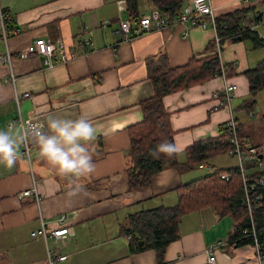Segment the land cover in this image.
I'll use <instances>...</instances> for the list:
<instances>
[{"label": "crops", "instance_id": "0c3cea01", "mask_svg": "<svg viewBox=\"0 0 264 264\" xmlns=\"http://www.w3.org/2000/svg\"><path fill=\"white\" fill-rule=\"evenodd\" d=\"M240 1L213 3L220 14ZM150 3L154 7L152 0ZM0 5L19 29H12L6 39L0 38V54L7 49L11 53L10 64L0 60V129H7L9 121L21 115L40 119L45 132L50 116L72 120L83 116L96 130L95 139L86 145L95 172L79 181L59 176L39 157L34 143L31 158L23 154L20 145L15 166L9 169L0 165V264H51L49 251L66 255L52 264H157L154 249H130L121 226L132 212L174 204L170 195L186 182L183 174L189 170L168 166L153 176L150 185L130 189L125 156L127 127L143 118L140 102L154 92L146 58L165 49L171 65L176 66L187 62L192 54H211L215 50L207 46L214 40L213 29L176 25L125 39L116 31L119 13L125 12L116 0H0ZM185 28L187 34L183 33ZM38 37L63 40L78 54L52 67L45 64L42 54L22 57L21 51ZM81 41H87L86 45L81 46ZM256 46L241 39L223 41L222 60L237 71L229 77L238 88L232 104L236 98L239 102L249 95L244 71L260 59L257 52L264 54V49L252 51ZM224 83L225 79L216 75L165 95L174 142L183 153L194 141L218 135L229 118V110L217 105L213 96ZM236 117L242 130L243 122L238 114ZM13 128L22 133L19 122ZM247 135V141L260 146ZM33 179L39 201L35 192L19 195L33 186ZM77 183L83 189L72 194ZM65 212V224L71 225L72 234L45 238L39 232L32 233L41 227L42 220L49 230L58 227L57 217ZM233 228V218L220 216L212 207L185 214L180 222L181 235L167 246L165 264H209L206 249L218 240L223 241L215 249L218 264H264V256L252 243L230 239Z\"/></svg>", "mask_w": 264, "mask_h": 264}, {"label": "trees", "instance_id": "16d2710c", "mask_svg": "<svg viewBox=\"0 0 264 264\" xmlns=\"http://www.w3.org/2000/svg\"><path fill=\"white\" fill-rule=\"evenodd\" d=\"M126 1L125 12L132 19H137L139 0ZM184 2L185 0H152L154 7L159 8L163 13H170L172 17L176 15ZM240 2L234 8L220 14L216 11L220 28L221 50L224 39L251 41L254 46L263 44L256 25L264 22V19L262 20L264 0H256L257 3H261L260 7L253 3L255 0L249 3L243 0ZM4 11L7 37L16 27L11 22L9 12L6 9ZM224 24L227 27H224ZM215 47L214 38L207 49L215 50V52L201 57L192 54L187 62L176 66L171 65L169 54L165 49L148 56L146 58L149 68L148 76L153 83L154 92L140 102L143 118L127 127L129 160L126 171L130 189L150 185L153 176L168 166L174 167L178 171H187L195 165L204 163L210 165L209 168H211L210 172L205 175L176 186L173 189L177 196V201L174 204H159L132 212L127 221L122 224L121 230L129 239L130 249L132 251L154 249L157 253V264H165L164 255L167 246L181 235L182 217L187 213L208 207H212L220 216L229 215L233 218L234 228L230 235L232 241L254 245V233L256 232L260 240V255L264 256V184L257 181L258 175L264 172V167L260 170L247 171L252 180H256L254 192L260 196L259 202L255 204L253 210L255 219V227H253L249 211L243 203L245 190L238 166L219 167L208 162L209 159L223 152L230 153L231 133L226 122L220 126L218 135L196 140L188 145L184 150V160H181L177 155L170 159L161 156L158 160L149 156V151L157 144L163 141L174 142L175 130L171 123V112L164 103L165 95L204 83L214 76L220 75L223 68L229 77L237 74L233 64L221 61ZM244 74L249 82V96L244 98L237 109L240 107L252 111L257 102L258 92L264 89V56L255 65L247 68ZM260 116L264 119V112ZM246 135L247 133L239 129V136L243 140V149L247 144H251L245 139ZM254 165L257 164L251 162L246 166ZM223 172H228L230 178L222 177ZM244 229L247 231L244 232ZM141 240L142 243H140Z\"/></svg>", "mask_w": 264, "mask_h": 264}, {"label": "built area", "instance_id": "2783aa9c", "mask_svg": "<svg viewBox=\"0 0 264 264\" xmlns=\"http://www.w3.org/2000/svg\"><path fill=\"white\" fill-rule=\"evenodd\" d=\"M118 3V7L120 10H126V0H116ZM250 1V0H246ZM264 19V12L262 15V20ZM0 23L2 26V34L0 35L1 39H6L7 27L5 25V11L3 7L0 5ZM264 23V22H262ZM178 26L185 27H200V28H212L215 33V41L217 45V51L221 56V36L219 35V25L217 20V12L215 6L213 4V0H185L183 4H181L180 9L176 13L174 17L170 15V13H163L159 8L152 7L150 10H144L139 13L137 19H132L130 16L120 17L119 24L117 28V33L120 36H123L125 39H130L131 36L139 35L145 32H149L153 29H164V28H172ZM258 26V25H256ZM224 27L225 26L224 24ZM254 28V27H253ZM19 31V29H15ZM187 34L186 28L183 32ZM261 35V33H260ZM262 36V35H261ZM264 40V35L262 36ZM87 41H81V45H86ZM22 57H28L33 55L42 54L44 56V62L47 66H54V58L59 59L63 62L68 61L70 58L76 56L78 52L74 49H67L63 40L61 41H53L47 37H38L36 38L27 48L21 51ZM0 60L10 64L11 63V53L7 49L5 53L0 54ZM13 76V74H12ZM225 79V83L223 87L219 90H215L213 96L217 99V105H221L227 108L230 112V116L226 121L227 126L229 127V131L231 133V143L232 147L230 149V153L232 155H236L238 157V163L236 164L241 171V176L244 184L245 190V199L243 200L244 205L247 207L251 221L253 223V227H255V219L253 215V210L255 204L259 202L260 196L254 192L256 188V180H252V177L249 176L247 172V166L245 160L247 158H252L255 164L264 165V156H259L262 153V149L254 144H247L246 148L243 149L242 139L239 136V121L235 114V109L232 106V95L235 92L236 84L229 81V76L226 75L225 69H222V73L220 74ZM14 79V78H13ZM24 95H30L29 92H25ZM18 99V96L16 95ZM16 122L20 123L22 133L26 130L31 129L32 126L43 125V122L40 119H32V118H24L21 115L11 119L9 121V125L12 127ZM22 152L28 158L32 157L33 151L32 146L33 143L29 140L25 143L21 144ZM251 163V162H250ZM200 167H206L207 165L204 163L199 164ZM209 168V166H208ZM222 177L228 179L230 178V174L228 172H223ZM257 181L261 184H264V172L259 174L257 177ZM33 192L37 195V200L39 201L40 196L38 195L36 182L33 179V186L31 188L25 189L20 192V196H26L32 194ZM257 192V191H256ZM73 213V211H72ZM68 218V213H62L57 217L59 221V226L49 230L47 225L42 220L41 227L38 230H34L32 233L37 234L39 232L45 238L48 236L52 237H66L73 233L71 225L65 224L66 219ZM247 229H244L246 232ZM255 244L254 246L257 248L258 254L260 255V243L259 239L254 233ZM223 241L218 240L214 243H211L207 247V261L209 264H218L217 257L215 254V249L218 247ZM261 256V255H260ZM49 263H53L57 259H64L66 255H57L52 251H49Z\"/></svg>", "mask_w": 264, "mask_h": 264}, {"label": "clouds", "instance_id": "9594fccd", "mask_svg": "<svg viewBox=\"0 0 264 264\" xmlns=\"http://www.w3.org/2000/svg\"><path fill=\"white\" fill-rule=\"evenodd\" d=\"M46 123L47 132L43 131L44 125H34L23 133L15 131L11 125L0 129V165L14 167L20 145L30 140L37 146L39 157L62 178L75 182L92 175L95 164L86 145L95 139L94 126L83 116L75 120L50 116ZM181 150L177 143L163 141L149 151V156L157 160L161 156L170 159ZM82 189L77 183L72 194Z\"/></svg>", "mask_w": 264, "mask_h": 264}, {"label": "rangeland", "instance_id": "374dc122", "mask_svg": "<svg viewBox=\"0 0 264 264\" xmlns=\"http://www.w3.org/2000/svg\"><path fill=\"white\" fill-rule=\"evenodd\" d=\"M250 1H247V2H250ZM258 4H259V6H261L260 2H258ZM150 9H152L150 0H139V13L143 12L144 10H150ZM125 16H126V12L119 13V19H120V17L123 18ZM119 19H118V23H119ZM258 30L260 31L261 35L263 36L264 35V23H261L260 25H258ZM262 36L260 38L264 42V40L262 39ZM65 45H66V43H65ZM66 47H67V45H66ZM67 49H70V48L67 47ZM251 49H252V51H255V52L260 50V49H264V43L256 46L255 48L253 47ZM262 55L264 56V54H262L261 52H257V59L262 58L263 57ZM58 61H61V60L54 58V62H55L54 64H56ZM236 89H238L237 85H236L235 90ZM234 95H235V92L232 95V99H233ZM248 96L249 95L247 94V96L242 97V100H244V98H247ZM213 99H215V98H213ZM232 99H231V101H232ZM242 100H240L238 102V100L236 98V102H238L240 104L243 102ZM236 102L233 100L232 106L234 109H236ZM240 104H239V106H240ZM252 109H253L252 111H248L245 108L239 107L237 109L238 113H235V114L236 115L238 114L239 118L243 122L242 130L246 131V133L250 134L252 142L258 143L263 148V151H264V119L260 116L264 112V89L260 90L258 92L257 102L254 104ZM32 151H33V146H32ZM127 153H128V150L126 151V154H125L126 161L128 164L129 159H128ZM177 156L181 160L185 159V154L183 153V151H181ZM208 162L210 164L216 163L219 166H228V165L233 166V165H236L238 163V157L236 155H231V153H229V152H223V153L217 155L216 158L209 159ZM250 162H253L252 158H247L245 160L246 165L249 164ZM208 166H210V165H207L206 167H200L199 165H195L193 167V169H191L188 172L183 174L185 177L184 180L187 181V180L196 178L198 176L205 175L206 173L210 172V170H211V168H208ZM262 167H264V165H261V164L249 166V167H247V171L251 172L254 170H260ZM31 170H32V168H31ZM33 178L36 179V177H34V176H33ZM175 193L176 192H174L173 194L170 195V199L173 203H175L177 201V196L175 195Z\"/></svg>", "mask_w": 264, "mask_h": 264}, {"label": "water", "instance_id": "95a60500", "mask_svg": "<svg viewBox=\"0 0 264 264\" xmlns=\"http://www.w3.org/2000/svg\"><path fill=\"white\" fill-rule=\"evenodd\" d=\"M259 156H260V157H261V156H263V153H260V155H259ZM142 242H143V241L141 240V241H140V243H142Z\"/></svg>", "mask_w": 264, "mask_h": 264}, {"label": "bare ground", "instance_id": "6f19581e", "mask_svg": "<svg viewBox=\"0 0 264 264\" xmlns=\"http://www.w3.org/2000/svg\"><path fill=\"white\" fill-rule=\"evenodd\" d=\"M11 29V28H10Z\"/></svg>", "mask_w": 264, "mask_h": 264}]
</instances>
